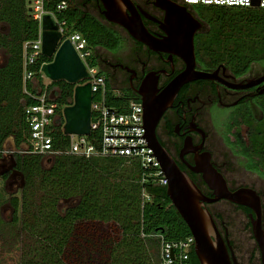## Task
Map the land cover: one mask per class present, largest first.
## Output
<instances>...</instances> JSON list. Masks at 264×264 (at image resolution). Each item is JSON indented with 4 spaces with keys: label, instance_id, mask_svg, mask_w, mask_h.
Instances as JSON below:
<instances>
[{
    "label": "trees",
    "instance_id": "trees-1",
    "mask_svg": "<svg viewBox=\"0 0 264 264\" xmlns=\"http://www.w3.org/2000/svg\"><path fill=\"white\" fill-rule=\"evenodd\" d=\"M63 1L68 3L67 9L57 11L56 6ZM193 6L188 7L192 14ZM207 7L218 10L209 14L204 12L210 17V24L216 25L214 28L209 26V35L201 36L197 41L198 56L204 65L225 64L241 76L254 64L264 62V8ZM46 8L56 11L59 20L66 21L70 33L77 32L86 38L88 48L93 52L89 58L90 66L99 67V73L105 77L109 88L124 92L120 99H109V105L120 107L129 100L139 102V96L127 92L123 82L105 71L108 61L105 52H116L123 45L117 27L103 17L100 19L92 10L96 6L89 8L82 0H52ZM237 8L241 10L235 15L230 12ZM0 24L8 27L6 33L0 31V49L7 55L6 63L0 66V119L4 122L0 127L2 153L8 137L13 135L19 145L23 140L26 142L29 134L24 106L34 104L35 100L24 93L23 45L38 39L40 25L29 12L28 0H0ZM47 61L42 54L30 68L36 72L40 85L43 81L39 71ZM55 85L60 86L54 101L58 104L60 125L63 126L61 110L73 103L75 84L52 83L49 91ZM27 89L36 93L31 83L27 84ZM261 111L264 114V100ZM51 135L56 150L68 147V137L61 127ZM94 136L93 133L90 139ZM260 139L251 141L248 149L245 143L242 146L247 152L253 148L260 150L261 155H248V168L264 176V139ZM40 157L17 153L14 160L17 168L23 170L27 158ZM56 157L66 164L64 179L61 178L55 187L54 201L62 197H79L80 202L62 211L52 204L42 213V219L34 221L23 209L21 224L7 229L13 235V243L22 246L21 264H159L161 243L156 236L161 235L170 242L191 236L187 224L168 198L166 187L153 182L154 178L149 174L142 181L141 168L135 179L115 176L125 163L133 164L134 160L115 157L86 159L64 154ZM100 159L107 162L102 164ZM192 262L199 264L194 253Z\"/></svg>",
    "mask_w": 264,
    "mask_h": 264
},
{
    "label": "flooded vegetation",
    "instance_id": "flooded-vegetation-1",
    "mask_svg": "<svg viewBox=\"0 0 264 264\" xmlns=\"http://www.w3.org/2000/svg\"><path fill=\"white\" fill-rule=\"evenodd\" d=\"M82 1L89 8L96 6V9H92L96 15H98L100 19L103 17L107 23L112 24L108 22L103 15L104 6L100 0ZM132 1L137 7L141 8L150 16H142L144 24L149 32L159 38L165 37L166 33L157 21H164L166 11L156 5V0ZM172 1L178 6L187 7L190 12L188 6L181 4L177 0ZM28 8L33 17L31 0H28ZM193 16L202 23V27L195 34L194 39L197 62L196 69L209 73L215 72L218 68H220V70L214 80H196L185 84L179 89L171 105L164 112L158 123V139L179 168L189 175L207 198L213 199L214 191L205 183L202 174L192 170V167L196 164V153H183L186 144L192 143L193 149H195V147H199L203 143L201 149H195L198 151L197 154L200 155L205 152L210 153L213 166L225 178L232 192L241 188H252L261 196L263 202L262 225L264 229V192L253 185L246 184L243 180L232 177L231 173L233 172L231 171L234 165L229 159L231 158L232 160L235 157L243 158L245 160L244 166L246 167V171L258 175L257 177H260L262 179L261 181L264 180V176L248 168L250 160L248 155H261L260 150L258 148H253L247 152L242 146V144L245 143L247 149L250 148L252 144L251 141L258 139L261 134L259 128L260 130L264 128V114L261 111L262 101L264 100V82L249 88L233 87L238 84L245 85L249 80H256L264 73L257 75L252 74L251 69L248 73L238 76L236 72L225 64H220L215 67L204 65L198 56L197 41L199 37H207L209 35V26L204 20L196 15ZM113 25L117 27V31L122 37L123 45L116 52H107L109 55H107L108 61L105 71L108 74L116 76L123 82L126 88L125 90L130 94L139 96L136 93V89L141 86L146 76L152 73L157 81L158 91L156 95H160L171 82L187 68L186 61L180 55L174 53L173 49L166 48L167 51L165 50L159 53L153 52L145 45L134 40L124 28L115 24ZM0 31L6 33L8 27L0 24ZM122 31H124L133 42V47H131V52L126 60H123L118 55L123 49L126 41ZM60 38V45L68 41L67 38L63 36ZM0 51H3L7 60L6 52L3 49H0ZM46 58L48 61L45 64L53 62L54 57ZM5 63L0 64V66H3ZM69 69V77L74 79L75 82L68 79L50 80L49 85L52 83L62 84L64 82V85L69 83L75 84L76 86L77 84H81L82 81L89 79L83 62L76 57L71 58ZM23 84L25 93V87L27 89V85L25 86L24 78ZM59 92L60 86L55 85L53 90H51L50 97L56 98ZM21 102L25 104L24 99H22ZM217 111L228 112V114L222 115L221 118H217L215 116ZM213 128L218 129V133L228 149L227 154H218L212 136ZM25 136L27 135L25 134ZM28 136L26 142L23 140L19 145H17L16 138L13 135L8 137L3 144V152L0 153V161L5 159L4 157L7 153L10 154L13 160L14 155L17 153L32 155L24 151ZM204 138L205 140L203 142ZM263 138L264 136L261 139ZM8 141L13 145L10 149H6V143ZM17 169L15 162V167L11 170L8 168V171L4 173L3 176L8 179L12 175V172ZM204 206L210 212L225 243L230 246L229 254L232 261L235 258L238 264H262L261 251L252 230L250 215L253 214V211L248 207L237 205L227 199H221L217 202H206ZM1 213L3 214V209Z\"/></svg>",
    "mask_w": 264,
    "mask_h": 264
},
{
    "label": "water",
    "instance_id": "water-1",
    "mask_svg": "<svg viewBox=\"0 0 264 264\" xmlns=\"http://www.w3.org/2000/svg\"><path fill=\"white\" fill-rule=\"evenodd\" d=\"M100 1L104 6L103 15L108 22L124 28L134 40L151 51L159 53L171 48L186 61L187 68L160 95H156L157 81L152 73L146 76L141 86L136 89V93L144 109L146 128L144 136L147 147L154 152L166 176L168 198L195 239L194 252L199 264H238L235 258L232 261L229 254L230 246L225 243L210 212L204 206L206 202H217L221 199H227L253 211L250 215L253 235L259 245L264 264L263 202L258 192L252 188H241L232 192L225 178L213 166L210 153L197 154L196 150L201 149L203 143L195 147L196 150L193 149L192 143L186 144L183 153H196V164L192 170L201 173L205 183L214 191V198H207L189 175L179 168L158 139V123L179 89L196 80H214L220 70L218 68L215 72L209 73L196 69L194 39L202 23L188 11L187 7L178 6L172 0H156V5L166 11L164 21H157L166 33L165 37L159 38L151 34L144 24L142 16H150L132 0ZM260 1L253 0L252 7L260 8ZM42 29V54L48 58L54 57L53 62L44 64L42 68L45 77L49 80L68 79L75 82L69 77V67L71 58L79 57L72 43L68 40L60 45L61 35L58 26L50 15L44 17ZM263 82L264 74L256 80H249L245 85L238 84L233 87L249 88ZM92 102L91 83L77 84L74 88L73 103L62 110L65 135L91 134ZM204 140L205 138L203 142Z\"/></svg>",
    "mask_w": 264,
    "mask_h": 264
},
{
    "label": "built area",
    "instance_id": "built-area-1",
    "mask_svg": "<svg viewBox=\"0 0 264 264\" xmlns=\"http://www.w3.org/2000/svg\"><path fill=\"white\" fill-rule=\"evenodd\" d=\"M51 1L31 0L33 18L39 22L40 31L37 40L24 44V83L25 86L31 83L36 88V93H32L25 87V94L35 100V103L24 107V116L29 131L24 151L42 157H56L64 154L86 159L115 157L134 160L142 170V181H145L146 175L149 174L154 178L153 182L167 187L168 181L160 163L152 149L147 147L141 99L139 102L129 100L120 107L109 105V99H120L124 97V93L119 88H109L105 77L100 75L98 67H91L88 71L89 79H86V82L91 83L93 93L91 134L89 136L65 135L68 137V147L64 150L55 149L51 132L60 127L63 131V126L60 125L58 104L50 97V85L44 84L46 78L42 71L44 65L39 71L43 81L42 85L36 77V72L30 69L42 55L44 17L47 15L52 17L58 26V32L72 43L83 63L92 57L93 52L88 48V41L85 37L77 32L70 33L66 21L59 20L56 11L46 8ZM179 2L188 7L205 5L250 8L253 0H179ZM260 2V8H264V0ZM67 7L68 3L63 1L56 6V10L63 11ZM96 97L98 98L95 99ZM93 133L95 136L91 140ZM156 237L160 238L161 243L159 264H193L195 239L192 235L173 242L166 241L161 235Z\"/></svg>",
    "mask_w": 264,
    "mask_h": 264
},
{
    "label": "rangeland",
    "instance_id": "rangeland-1",
    "mask_svg": "<svg viewBox=\"0 0 264 264\" xmlns=\"http://www.w3.org/2000/svg\"><path fill=\"white\" fill-rule=\"evenodd\" d=\"M215 9L218 10L216 7L210 8L204 5H197L192 7V12L200 19L209 23L208 26H210V28H214L216 25L212 23L210 24V17L205 15L204 12H213ZM240 10L241 9L237 8L232 9L230 12L235 15V13ZM212 18L215 17L213 16ZM122 34L126 41L123 49L118 55L123 60H126L127 56L131 52V47H133V42L124 31H122ZM105 55L107 56L109 53L105 52ZM5 62L6 57L4 56L3 51H0V64ZM83 65L88 73L89 69L92 67L90 66L89 60H85ZM263 73L264 62L254 64L252 74L257 75ZM49 82V79H44V84ZM215 114L217 118H221L222 115H226L228 112L217 111ZM3 123V120L0 119V127ZM259 131L262 132L259 138H262L264 136V128H261V130L259 128ZM212 136L213 141L216 144L218 154H227L228 149L226 148L222 137L218 133V129H212ZM12 146L13 145L10 141L6 143V149H10ZM4 158V160L0 161V264H21L23 256L22 246L20 244L16 245L13 243V235L10 231H7V229L21 224L23 209L24 211L26 210V216H28L30 220L34 221L39 218L42 219L40 216H42V213H44L46 209L48 210L52 204H55V208L58 211H62L64 208L78 205L80 198L62 197L55 199V201L53 199L55 196V187L61 178L64 179V164H66V162H64L63 159H59L58 157L27 158L25 168L23 170H15L12 172V175L6 179L3 174L8 171V168L9 170L13 169L15 167V162L8 153ZM229 159L234 165L231 171L233 172L231 173L232 177L243 180L246 184L253 185L264 192V180L261 181L262 179L257 177L258 175H254L246 171V167L244 166L245 160L243 158L235 157L232 159L233 161L231 158ZM99 162L105 164L107 160L100 159ZM139 174L140 166L137 161H133V164L125 163L119 170V173L115 176L130 177L135 179L139 177ZM50 179L51 182L48 181ZM2 209L3 214L1 213ZM39 223L41 222L39 221ZM4 230H6L5 233Z\"/></svg>",
    "mask_w": 264,
    "mask_h": 264
},
{
    "label": "crops",
    "instance_id": "crops-1",
    "mask_svg": "<svg viewBox=\"0 0 264 264\" xmlns=\"http://www.w3.org/2000/svg\"><path fill=\"white\" fill-rule=\"evenodd\" d=\"M45 79H46V78H45ZM49 83H50V82H49ZM49 83H48V84H49ZM51 98H52V97H51ZM53 99H55V98H52V100H53Z\"/></svg>",
    "mask_w": 264,
    "mask_h": 264
}]
</instances>
